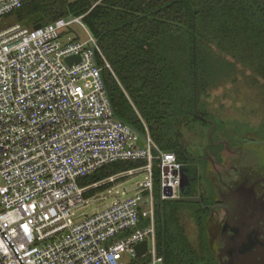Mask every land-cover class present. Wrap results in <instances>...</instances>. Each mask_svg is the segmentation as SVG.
I'll return each mask as SVG.
<instances>
[{
	"label": "built area",
	"instance_id": "built-area-1",
	"mask_svg": "<svg viewBox=\"0 0 264 264\" xmlns=\"http://www.w3.org/2000/svg\"><path fill=\"white\" fill-rule=\"evenodd\" d=\"M20 4L0 0V22ZM83 16L0 29V264H166L154 191L160 202L179 199L182 163L143 120L139 131L115 116L102 77L111 67ZM117 161L143 165L80 184ZM140 173L133 195L99 208Z\"/></svg>",
	"mask_w": 264,
	"mask_h": 264
},
{
	"label": "trees",
	"instance_id": "trees-1",
	"mask_svg": "<svg viewBox=\"0 0 264 264\" xmlns=\"http://www.w3.org/2000/svg\"><path fill=\"white\" fill-rule=\"evenodd\" d=\"M80 15L111 67L102 77L115 116L139 131L143 120L159 148L183 163L192 142L209 144L212 127L203 118L215 123L213 137L261 139L264 113L253 126L211 94L242 80L258 90L264 111V0H21L5 18L31 28ZM141 165L117 161L80 184ZM154 200L156 244L166 264H216L201 205L160 202L157 188Z\"/></svg>",
	"mask_w": 264,
	"mask_h": 264
},
{
	"label": "flooded vegetation",
	"instance_id": "flooded-vegetation-1",
	"mask_svg": "<svg viewBox=\"0 0 264 264\" xmlns=\"http://www.w3.org/2000/svg\"><path fill=\"white\" fill-rule=\"evenodd\" d=\"M203 120L211 124V139L185 154L192 190L185 197L206 213L216 264H264V138L213 137L215 123Z\"/></svg>",
	"mask_w": 264,
	"mask_h": 264
},
{
	"label": "rangeland",
	"instance_id": "rangeland-1",
	"mask_svg": "<svg viewBox=\"0 0 264 264\" xmlns=\"http://www.w3.org/2000/svg\"><path fill=\"white\" fill-rule=\"evenodd\" d=\"M16 23L15 19L13 17H6L0 22V29L7 27L9 25H12ZM22 25V24H21ZM73 28L75 31L81 36V38L84 40L86 39L84 31L79 28L78 26L74 25ZM258 90L256 88H252L245 84L242 80H238L237 82L233 84H227L226 86L219 88L215 91V93L211 94V100H217V103L219 105H222L225 111L229 113V111H238L240 114L238 115V118L240 116L245 115V117L240 121H243L244 119L249 122V124L253 126H258L260 119L262 117V113L264 111L262 110V107H260V100L258 95ZM264 116V115H263ZM234 129H237L234 127ZM263 136H260V138H264V133H260ZM194 140V139H192ZM139 144H142V141H139ZM192 144V150L194 152H199L203 149L202 146H199L201 144H198L195 142ZM182 163V162H181ZM184 164V163H183ZM185 165V164H184ZM181 165V177L184 180L179 188L180 197H185L187 194H190L191 186L188 179V173L189 169L188 166ZM189 165V162H188ZM204 174V173H203ZM145 179V174L140 173L134 176H131L127 181L122 183H115L113 189L108 192V195H106V198L101 204L99 205V208H101L103 205H107L111 202H113L116 198L124 199L126 197H129L134 194L136 191V183L140 182ZM202 183L207 184V180L202 178ZM96 205H91L86 208H80L77 212L81 213H89L93 210H95ZM186 223H191V218H186Z\"/></svg>",
	"mask_w": 264,
	"mask_h": 264
},
{
	"label": "water",
	"instance_id": "water-1",
	"mask_svg": "<svg viewBox=\"0 0 264 264\" xmlns=\"http://www.w3.org/2000/svg\"><path fill=\"white\" fill-rule=\"evenodd\" d=\"M41 24L40 23H37L33 26V28H38L40 27ZM68 63L72 62L73 58L72 57H69L66 59ZM75 60H78V58H75ZM194 111H195V114L197 115L198 114V96H197V92H196V89H195V92H194ZM209 138L211 139V133H209ZM181 184H182V180H181ZM181 186V185H180ZM180 200H196L195 198H192V197H185V198H179ZM199 200V199H197ZM136 249V253H137V256H140L144 253V250H145V242H141L139 243L138 245H136L135 247Z\"/></svg>",
	"mask_w": 264,
	"mask_h": 264
}]
</instances>
